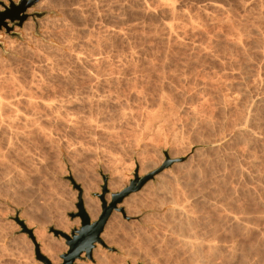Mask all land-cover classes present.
<instances>
[{
    "label": "rangeland",
    "instance_id": "1",
    "mask_svg": "<svg viewBox=\"0 0 264 264\" xmlns=\"http://www.w3.org/2000/svg\"><path fill=\"white\" fill-rule=\"evenodd\" d=\"M138 1L36 2L0 29L21 110L0 112V264H42L19 221L60 264L51 229L79 228V201L96 220L103 177L109 203L135 170L153 175L84 264H264V0Z\"/></svg>",
    "mask_w": 264,
    "mask_h": 264
},
{
    "label": "water",
    "instance_id": "2",
    "mask_svg": "<svg viewBox=\"0 0 264 264\" xmlns=\"http://www.w3.org/2000/svg\"><path fill=\"white\" fill-rule=\"evenodd\" d=\"M39 0H19L17 4H14L12 0L9 1V5H3V10H0V29L5 28L10 30L7 25V20L21 26L22 22L26 18L25 10L34 5ZM0 4H2L0 2ZM151 174L145 176H138L137 170L134 173V179L130 181L129 185L123 188L121 191L114 193L112 200L107 203L105 200V194L107 189V177H103V185L101 186L102 193L97 194V197L101 201V213L98 218L91 221L87 212L84 209L82 201L77 204L76 217L80 220V227L73 229L70 234L63 231L51 229V232L55 237H61L65 241L67 250L60 254L61 263L60 264H76V260L92 259V251L96 243L102 244V239L100 235L106 225L113 210H117L116 205L121 203L123 199L131 193L137 192L151 177ZM22 229L27 232L29 237L32 239L35 247V256L38 261L42 264H52L50 259L43 255L39 250V245L35 241L32 231L26 229L22 221H19ZM84 255V257H83Z\"/></svg>",
    "mask_w": 264,
    "mask_h": 264
},
{
    "label": "bare ground",
    "instance_id": "3",
    "mask_svg": "<svg viewBox=\"0 0 264 264\" xmlns=\"http://www.w3.org/2000/svg\"><path fill=\"white\" fill-rule=\"evenodd\" d=\"M140 1V0H139ZM138 1V2H139ZM136 2H137V0H136ZM143 2H144V0H143ZM146 3V2H145ZM47 5L48 4H46V0H41V1H39L37 4H35V6L34 7H32V8H29L28 9V12H27V14H30L33 10H35V8H45V7H47ZM147 5V4H146ZM0 9H1V7H0ZM144 10V9H143ZM146 10V9H145ZM149 10V9H148ZM147 10V11H148ZM146 11V12H147ZM169 11V10H168ZM164 13V12H163ZM168 13V12H167ZM174 18V17H173ZM163 19V18H162ZM172 21V20H171ZM28 24L30 23V21L29 22H27ZM168 23V22H167ZM166 22H165V24L164 25H168V28L169 29H171V25L168 23L167 24ZM30 25V24H29ZM166 27V26H165ZM172 28H173V26H172ZM161 29V28H160ZM166 30H167V28H166ZM165 30V31H166ZM163 33V32H162ZM168 33H169V31H168ZM170 34H171V32H170ZM174 34V33H173ZM172 34V35H173ZM177 37V36H176ZM41 53V52H40ZM77 54V53H76ZM45 55V54H44ZM72 55V54H71ZM75 55V54H74ZM78 55V54H77ZM75 56V59L77 60L78 59V57L79 56ZM82 56V55H81ZM72 58V57H71ZM74 58V57H73ZM95 58V57H94ZM74 59V60H75ZM53 61V60H52ZM96 61V60H95ZM74 62V61H73ZM45 66H47V65H45ZM49 69H50V67H49ZM86 69V68H85ZM53 72V71H52ZM55 72V71H54ZM90 74V73H89ZM92 74V73H91ZM53 75V74H52ZM93 75V74H92ZM87 78V77H86ZM89 78V77H88ZM14 79V78H13ZM14 83V82H13ZM69 86V85H68ZM8 91V90H7ZM38 91H39V89H38ZM56 92V91H55ZM9 93V92H8ZM23 93V92H22ZM57 93V92H56ZM2 94H3V92H2ZM5 94V93H4ZM4 94H3V96H4ZM52 94L54 95L55 93H53L52 92ZM51 94V95H52ZM10 95V94H9ZM7 96V97H10V96ZM21 95V94H20ZM42 95V94H41ZM56 95V94H55ZM33 96V95H32ZM49 96V95H48ZM39 97V96H38ZM38 97H37V99H38ZM47 97V96H46ZM51 97V99L53 98V96H50ZM49 97V98H50ZM31 98H33V97H31ZM16 99V98H15ZM21 99H22V97H21ZM50 99V100H51ZM7 100H9V99H7ZM6 99H5V97L3 98L2 97V95H1V89H0V112L2 113V111H7V112H9V111H11V109H13L14 108V110H16V112H17V115L15 114V116H19V112L21 111H19L18 112V110H19V108H18V110H17V108H15V104H14V107H13V104L12 103H10V101H7ZM12 100V99H11ZM30 100V99H29ZM40 100V99H39ZM46 100H48V99H46ZM50 100H48L49 102H48V104H50ZM52 100H54V99H52ZM55 100H56V98H55ZM55 100L54 101H52V102H55ZM12 102V101H11ZM20 102H21V100H20ZM30 103H31V101H29ZM33 102V101H32ZM56 102H57V100H56ZM63 102V101H62ZM15 103V102H14ZM44 103H46L47 104V101L45 102L44 101ZM61 103V102H60ZM47 104V105H48ZM55 104V103H54ZM53 104V105H54ZM57 104H58V102H57ZM51 105V104H50ZM52 105V106H53ZM257 105V104H256ZM18 106V105H17ZM56 106V105H55ZM54 106V107H55ZM58 106H60L59 104H58ZM60 107H62V105L60 106ZM47 108H50L49 106L47 107ZM34 109V108H33ZM25 110V109H24ZM56 110V109H55ZM13 111V110H12ZM60 111V110H59ZM7 112H4V114L5 113H7ZM14 112V111H13ZM12 112V113H13ZM16 112H14V113H16ZM23 112V111H22ZM31 112V111H30ZM12 113H9L10 115L12 114ZM27 113V112H26ZM3 114V113H2ZM32 114V113H31ZM31 114H28L29 116L31 115ZM6 115H8V114H6ZM24 114H22V116H23ZM33 115V114H32ZM31 115V116H32ZM5 116V115H4ZM3 116V117H4ZM9 116V115H8ZM13 116V115H12ZM21 116V115H20ZM26 116V115H25ZM28 116V117H29ZM30 116V117H31ZM2 117V116H1ZM8 118V117H7ZM13 118L14 119H16L14 116H13ZM13 118H11V119H13ZM22 118V117H21ZM23 118L25 119V117L23 116ZM2 119V118H1ZM4 119H6V116H5V118ZM19 119V118H18ZM29 119H31V118H28V120ZM32 119H33V117H32ZM8 120V122L9 121H11L10 119H7ZM7 120H6V123H7ZM23 120V119H22ZM245 120H246V118H245ZM27 121V120H26ZM30 121V120H29ZM32 121V120H31ZM24 122V121H23ZM39 123V122H38ZM7 124H9L10 125V123H7ZM6 125V124H5ZM28 126V125H27ZM5 127V126H4ZM7 127H9L10 129H11V127L10 126H7ZM240 127H242V126H240ZM248 127V126H247ZM9 128H8V130H9ZM243 128L244 127H242V130H243ZM240 129V128H239ZM245 129H247L246 127L244 128V132L243 133H245ZM248 130H250V129H248ZM44 131V130H43ZM247 131V130H246ZM247 132H249V131H247ZM252 132V131H251ZM241 133V132H240ZM247 134V133H246ZM243 135V134H242ZM255 135V134H254ZM260 136V135H259ZM238 137V136H237ZM216 141V140H215ZM9 143V142H8ZM108 192V191H107ZM106 192V193H107ZM101 193H102V191H101ZM114 194V193H113ZM113 194H112V196H111V200H112V197H113ZM119 204V203H118ZM117 204V205H118ZM117 205H116V208H117V210H119V211H121L122 212V209L120 208V209H118V207H117ZM85 209H86V211H87V213H88V215L92 218H94V217H96L97 216V214H98V209H97V204H95V201H90V199L89 200H87L86 202H85ZM237 222H238V220H237ZM235 223V222H234ZM197 244V243H196ZM208 245V244H207ZM95 259H96V264H111L112 262H110V260H107L105 257H103V256H101V254L100 255H96L95 256ZM53 264H55V263H53ZM76 264H84V262L80 259V261L79 262H76Z\"/></svg>",
    "mask_w": 264,
    "mask_h": 264
}]
</instances>
